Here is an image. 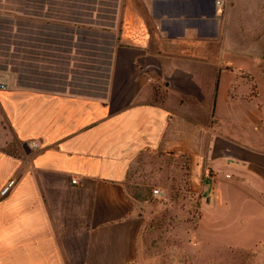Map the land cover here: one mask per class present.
<instances>
[{"label": "crops", "instance_id": "0c3cea01", "mask_svg": "<svg viewBox=\"0 0 264 264\" xmlns=\"http://www.w3.org/2000/svg\"><path fill=\"white\" fill-rule=\"evenodd\" d=\"M217 1L0 0V264H141L156 158L264 264V0Z\"/></svg>", "mask_w": 264, "mask_h": 264}, {"label": "rangeland", "instance_id": "374dc122", "mask_svg": "<svg viewBox=\"0 0 264 264\" xmlns=\"http://www.w3.org/2000/svg\"><path fill=\"white\" fill-rule=\"evenodd\" d=\"M252 106L257 109V103ZM154 163L155 171L148 167L128 184L133 196L141 202L148 199L142 208L141 264H254L251 251L226 245L223 240L234 219L226 200L218 198L207 204L204 197L188 192L189 186L180 185L172 169L165 166L159 171L162 160L156 158ZM233 182L222 184V190L232 189L237 184ZM216 186L213 183L209 189ZM154 188L163 192L162 197L152 194Z\"/></svg>", "mask_w": 264, "mask_h": 264}, {"label": "built area", "instance_id": "2783aa9c", "mask_svg": "<svg viewBox=\"0 0 264 264\" xmlns=\"http://www.w3.org/2000/svg\"><path fill=\"white\" fill-rule=\"evenodd\" d=\"M217 2L221 4V0H218ZM0 87L1 88L4 87V84L2 82H0ZM33 145L35 146L36 144H33ZM73 183H76V180H73ZM12 184H13V181H10L8 185L1 191V195H5L7 191L9 190V188L12 186ZM152 194L156 197H162L163 192L157 188H154L152 189Z\"/></svg>", "mask_w": 264, "mask_h": 264}]
</instances>
